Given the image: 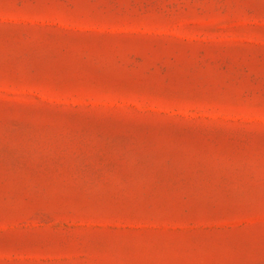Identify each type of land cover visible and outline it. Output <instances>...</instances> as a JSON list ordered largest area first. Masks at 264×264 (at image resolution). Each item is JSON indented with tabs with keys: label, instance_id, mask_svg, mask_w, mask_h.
<instances>
[{
	"label": "rangeland",
	"instance_id": "obj_1",
	"mask_svg": "<svg viewBox=\"0 0 264 264\" xmlns=\"http://www.w3.org/2000/svg\"><path fill=\"white\" fill-rule=\"evenodd\" d=\"M0 264H264V0H0Z\"/></svg>",
	"mask_w": 264,
	"mask_h": 264
}]
</instances>
